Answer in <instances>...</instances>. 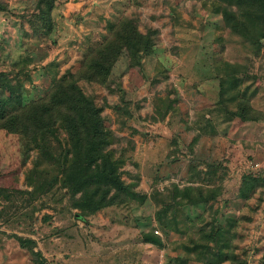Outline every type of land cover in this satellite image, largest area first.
Returning a JSON list of instances; mask_svg holds the SVG:
<instances>
[{"label": "rangeland", "instance_id": "374dc122", "mask_svg": "<svg viewBox=\"0 0 264 264\" xmlns=\"http://www.w3.org/2000/svg\"><path fill=\"white\" fill-rule=\"evenodd\" d=\"M48 2L0 0L1 90L25 102L78 73L123 19L156 30L151 52L124 51L105 82L80 81L129 192L83 210L62 178L30 179L38 151L0 129V264H34L15 235L47 264H264V39L233 27L227 0ZM241 105L260 119L231 117Z\"/></svg>", "mask_w": 264, "mask_h": 264}, {"label": "trees", "instance_id": "16d2710c", "mask_svg": "<svg viewBox=\"0 0 264 264\" xmlns=\"http://www.w3.org/2000/svg\"><path fill=\"white\" fill-rule=\"evenodd\" d=\"M44 3L49 13L53 3L39 0L42 10ZM225 3L227 6L222 8L225 18L236 30L254 36L261 46L264 0H227ZM115 28H111L112 36L105 37L87 55L78 73L60 79L41 99L25 102L21 96L14 97L13 92L4 94L0 85V129L20 135L26 155L38 151L30 179L40 174L51 188L62 178L73 194L82 193L81 209L91 212L114 204L122 194L129 192V186L122 178L120 157H116L111 148L114 137L105 125L103 108L83 90L80 81L105 82L124 51L137 60L141 54L153 50L156 35V30L144 34L130 18L123 19ZM251 111L250 105H241L230 114L243 121L260 119ZM54 165L59 172L50 179L48 172L51 173ZM112 191L116 192L110 196ZM15 236L30 252L34 264H47L42 252L36 249L35 240ZM143 239L160 243L158 237L150 234H144Z\"/></svg>", "mask_w": 264, "mask_h": 264}]
</instances>
